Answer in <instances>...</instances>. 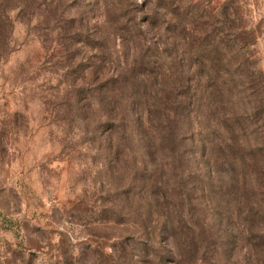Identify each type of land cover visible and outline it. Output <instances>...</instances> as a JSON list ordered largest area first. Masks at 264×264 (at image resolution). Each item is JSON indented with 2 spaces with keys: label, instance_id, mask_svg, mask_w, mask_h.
Here are the masks:
<instances>
[{
  "label": "rangeland",
  "instance_id": "1",
  "mask_svg": "<svg viewBox=\"0 0 264 264\" xmlns=\"http://www.w3.org/2000/svg\"><path fill=\"white\" fill-rule=\"evenodd\" d=\"M125 1L138 6L136 17L146 5L162 14L157 0ZM67 2L66 19L77 24L66 30H82L84 42L62 38L37 13H11L12 43L0 64V264H264V231L255 227L261 219L240 220L225 189L212 191L205 236L196 227L181 231V201L153 182L161 179L171 190L181 182V144L169 161L107 151L111 123L101 119L98 94L89 97L100 86L93 73L102 64L99 45L110 36L115 66L132 62V50L114 34L104 0ZM235 7L243 17L236 26L257 32L252 51L264 70V0H181L187 22L193 12L207 24L225 22L227 30ZM156 30L149 38L164 48ZM116 135L115 144H128ZM116 206L132 214L134 227L105 222ZM4 219L14 222L13 230Z\"/></svg>",
  "mask_w": 264,
  "mask_h": 264
},
{
  "label": "trees",
  "instance_id": "2",
  "mask_svg": "<svg viewBox=\"0 0 264 264\" xmlns=\"http://www.w3.org/2000/svg\"><path fill=\"white\" fill-rule=\"evenodd\" d=\"M104 2L110 8L107 16L114 34L132 50V62L115 66L110 36H104L99 45L102 64L93 73L100 86L91 88L89 97L93 100L94 93L98 94L101 119L104 125L111 123L105 130L106 138L110 137L107 151L123 157L131 150L144 158L155 155L169 161L177 155V143L181 144V182H172L171 190L161 179L153 180L168 198L175 191L181 201V231L196 227L201 237L207 234L208 218L214 215L208 214L215 203L214 189L227 190L237 217L251 225L260 218L255 227L264 231V70L252 51L257 32L236 26L237 18L243 21L238 7L227 30L225 22L207 24L203 15L193 12L187 22L181 0H157L162 14L149 11L146 5L139 8L142 17L134 15L138 6L125 0ZM16 12L19 18L37 13L54 23L62 38L68 35L67 40L85 41L82 30L72 35L66 30L77 24L75 19H66L67 0H0V64L9 54L11 13ZM153 29L164 48L149 38ZM117 133L128 144H115ZM224 169L228 178L223 177ZM109 203L114 206L113 201ZM200 206L201 218L197 215ZM117 210V206L112 208L111 218L105 212V222L115 219L134 227L132 214ZM3 221L10 226L7 229H14V222ZM24 247L22 240L19 249Z\"/></svg>",
  "mask_w": 264,
  "mask_h": 264
}]
</instances>
